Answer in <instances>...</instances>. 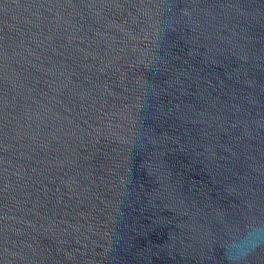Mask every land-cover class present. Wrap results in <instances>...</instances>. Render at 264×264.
<instances>
[{
    "label": "water",
    "instance_id": "obj_1",
    "mask_svg": "<svg viewBox=\"0 0 264 264\" xmlns=\"http://www.w3.org/2000/svg\"><path fill=\"white\" fill-rule=\"evenodd\" d=\"M252 225L264 0H0V264H228Z\"/></svg>",
    "mask_w": 264,
    "mask_h": 264
},
{
    "label": "clouds",
    "instance_id": "obj_2",
    "mask_svg": "<svg viewBox=\"0 0 264 264\" xmlns=\"http://www.w3.org/2000/svg\"><path fill=\"white\" fill-rule=\"evenodd\" d=\"M264 243V230L259 225H252L243 236L231 239L225 247L228 264H241L243 258L253 249Z\"/></svg>",
    "mask_w": 264,
    "mask_h": 264
}]
</instances>
